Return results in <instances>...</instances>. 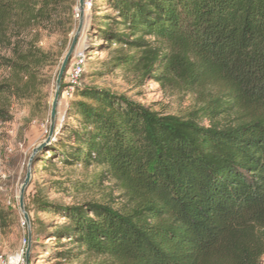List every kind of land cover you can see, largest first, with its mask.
Here are the masks:
<instances>
[{"label": "trees", "instance_id": "trees-1", "mask_svg": "<svg viewBox=\"0 0 264 264\" xmlns=\"http://www.w3.org/2000/svg\"><path fill=\"white\" fill-rule=\"evenodd\" d=\"M102 1L103 8L92 2L97 40L88 51L110 50L109 72L209 95L179 117L109 90L76 87L35 165L53 158L98 167V179L115 183L123 206H66L36 193V212L64 222L37 218L34 231L53 239L57 259L66 261L83 255L99 264H261L264 0ZM75 6L76 0H0V69L8 75L0 83L1 123L11 120L13 102L25 105L28 122L34 115L49 122L56 78L49 73L68 46ZM33 29L58 36L55 49L21 37Z\"/></svg>", "mask_w": 264, "mask_h": 264}, {"label": "rangeland", "instance_id": "rangeland-1", "mask_svg": "<svg viewBox=\"0 0 264 264\" xmlns=\"http://www.w3.org/2000/svg\"><path fill=\"white\" fill-rule=\"evenodd\" d=\"M95 2L103 8L104 1L95 0ZM92 16L93 10L85 11L74 53V55L81 54L85 58L83 72L85 75L80 79L81 86L97 87L125 95L161 115L185 117L202 106L209 95V89L200 90L182 83L160 84L149 78L142 79L124 71L109 72L111 51H88L90 39L97 40L90 29ZM79 20V14L75 17L73 13L74 22L68 36V46L58 67L49 73L51 77H56L58 74L62 60L77 32ZM50 32L45 29H33L21 33V37L37 40L38 47L42 49H55L58 36ZM8 36L14 38L17 32L10 31ZM0 50L4 54L2 46ZM72 62L71 59L70 64ZM7 76V72L0 69V83L5 81ZM55 79L49 90L50 104L55 93ZM70 100L63 98L61 94L57 106L58 125L65 116ZM24 106L20 103H11V120L6 123L0 122V212L5 213L4 220L0 221V264H27L26 254L28 264H99L100 258L83 255L74 256L70 261L57 259L58 248L55 247V241L40 237L34 231L32 222L38 218L59 225L64 220L37 213L32 198L36 196V193H41L46 200L58 202L61 205L95 202L118 209L123 206L121 193L113 181L106 178L98 179V173L101 172L98 167H85L81 164L65 166L53 158L47 165L42 163L35 165L37 158L44 152L41 150L33 155V151L47 137L49 122L36 119L35 115L31 122H28L29 115ZM203 124L207 123L203 122ZM29 167L30 182L24 193V209L29 218V222H26L19 209V195ZM82 186L85 189H81ZM260 263L264 264V255Z\"/></svg>", "mask_w": 264, "mask_h": 264}, {"label": "water", "instance_id": "water-1", "mask_svg": "<svg viewBox=\"0 0 264 264\" xmlns=\"http://www.w3.org/2000/svg\"><path fill=\"white\" fill-rule=\"evenodd\" d=\"M84 2L85 0H78V11H79V26L77 29V32L62 60L61 66L59 68L58 74L56 76V80H55V93H54V97L51 103V110H50V115H49V127H48V131H47V137L44 139V141L33 151V155L36 154L38 151H40L42 148H44L47 144L50 143V141L52 140L53 136H54V132H55V126H56V122H57V106L59 104L60 101V97H61V85L64 79V75L65 72L68 69L69 63L71 61V59L73 58V55L75 53V48H76V44H77V39H78V35L82 29V24H83V17L85 14V9H84ZM30 167L28 168L25 180L21 186L20 189V195H19V209L21 211V213L23 214L24 220L26 222H29V218L28 215L25 212L24 209V193L26 191V188L29 185L30 182ZM28 252V251H27ZM26 262L28 264V256L26 254Z\"/></svg>", "mask_w": 264, "mask_h": 264}, {"label": "built area", "instance_id": "built-area-1", "mask_svg": "<svg viewBox=\"0 0 264 264\" xmlns=\"http://www.w3.org/2000/svg\"><path fill=\"white\" fill-rule=\"evenodd\" d=\"M77 4L74 8V16L78 17V0H76ZM93 0H85L84 9L88 11L92 7ZM84 56L81 54H76L72 58V63L68 66L67 71L65 72L63 83H64V92L61 93L63 98L71 99L73 96V92L76 87L80 85V79L85 69ZM24 225V224H22Z\"/></svg>", "mask_w": 264, "mask_h": 264}]
</instances>
